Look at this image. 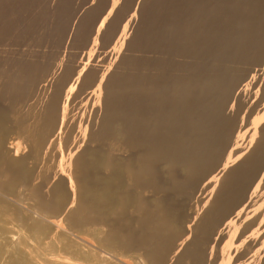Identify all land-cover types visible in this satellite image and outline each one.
Here are the masks:
<instances>
[{"label":"rangeland","instance_id":"1","mask_svg":"<svg viewBox=\"0 0 264 264\" xmlns=\"http://www.w3.org/2000/svg\"><path fill=\"white\" fill-rule=\"evenodd\" d=\"M113 1L0 0V111L6 113L4 128L8 130L9 138L19 140L24 148L30 134L38 132L43 135L45 130L50 129V125H46L49 124V114H58L64 119L65 122L60 125V129L64 131L66 126L63 125H66L68 116L74 120L78 118L79 122L84 113L83 118L88 120L92 114L90 111L94 110L91 106L94 103L99 105L103 101L99 117H102L103 111L105 114H111L117 110L120 117L117 118L116 115L113 119H108L106 126L111 133L117 127H122L125 135H122V138L105 136L101 140L87 139L86 144L91 142V146H95L93 155L99 156L98 160L88 165L87 170H81L79 163L76 164L66 153L60 158L61 154L57 152L51 163L56 164L54 167L57 166L54 171L61 169L59 172L68 176L69 180L77 172L76 167L72 165L75 163L78 168L76 170L80 169L79 173L84 171L85 175H82L83 172L80 175L85 176V181L91 187L100 190L108 183V192L122 215H109L104 220L107 225L105 229L116 228L121 235L134 237L141 232V226L155 227L157 224L160 226L162 222V227L164 225L170 231L165 232V228L159 227L163 229V233L168 232L167 240L162 239L161 242L169 245L172 239L180 238H187L189 244L193 241L199 243L202 236L201 227L211 226L205 227L206 230L210 229V233L205 230L207 242H201V248L203 245L202 249L207 251L205 256L210 254L205 257V263L209 260L211 263L208 264H212V261L213 264H264V172H260L262 165L264 170V164H261V160L264 162V0H120L119 9L112 15L100 35L102 15ZM88 53L93 54L89 60ZM21 54L24 58L26 55H33V60L40 61L31 63L14 59L20 58ZM38 55L41 58L38 59ZM72 65L84 68L76 72L70 68ZM14 76L15 78H12ZM14 89L16 91L12 92ZM54 98L56 100H53ZM70 117V126L76 124L77 127L72 128L78 131L80 122L78 124L77 119L74 122ZM122 118H125V121H122ZM100 119L97 121L100 122ZM86 120L83 121L84 125ZM113 122L117 124L116 128ZM72 132L74 137L77 132ZM255 140L260 144L263 142L262 146L258 141L255 144ZM249 141H254L255 145ZM170 150L173 154L175 151L177 153L168 154ZM182 153H185V157ZM229 157L234 160L230 158L229 161ZM67 158L74 162L70 164L71 160ZM107 159L111 162L105 168L104 162ZM174 159H179L178 163H174ZM250 161L256 167L259 165L260 171L258 167V170L255 166L254 169ZM59 162L61 165L58 168ZM195 164H198L195 168L199 171L194 168V171H197L192 172L190 177L191 173L187 172V168L190 169V165L194 167ZM69 169L74 176L70 177ZM138 173L145 175L140 174L137 178ZM256 174L258 184H254ZM250 178H254V181ZM73 179L70 181L74 186ZM106 179L108 180L105 181ZM231 180L233 181L230 182ZM249 180L254 182L253 189L259 185V189H254L258 190V193L261 190L262 194L257 193L258 197L253 196L256 192L252 190ZM70 181L68 186H71ZM243 187L247 189L245 192L241 190ZM248 188L251 190L248 191ZM61 191L66 200L90 206L88 199L74 197L66 190ZM247 191L252 192L250 194ZM239 194L245 195L242 196L244 199ZM214 195L221 197V208L220 202H217L219 198L216 201ZM250 196L249 201H244ZM28 198L23 202L25 207L23 203L18 207L29 210L33 215L36 213L35 217L40 218L42 214L36 210L33 199H30L31 205L26 204ZM213 198L215 204L212 202ZM236 199L244 203L239 204ZM233 201L239 204L237 207H246L242 210L241 207L239 210L235 209L237 212L232 207V213L230 208ZM223 205H228L229 208H222ZM216 212L224 216L219 217ZM225 212H229V218ZM4 216L0 213V231L3 228L5 234L0 232V246H3L0 264H11L10 259L15 254L6 239L10 233L13 234L10 237H13L14 241L24 240L25 250H28L27 253L31 251L35 261L40 264H58L63 257L72 258L70 254L59 251H56V255L46 246L44 238H37L14 216ZM222 218L229 220L226 219V222ZM248 220L253 221L250 229L247 228L249 231L246 230L249 226L244 227L245 229L242 227L244 221ZM61 223H57L55 232H62H58L56 236L67 232ZM194 229L200 232L190 236ZM71 232H67L68 236L65 234V237L63 234L61 240H75L74 242L83 249L84 255L90 256L80 260L74 257L73 263L143 262V258H140L142 253L125 251L117 246L115 248L104 242V235L94 233L87 238L77 237ZM104 243L109 246L103 245ZM258 250L262 251V255ZM254 254L257 255L253 258ZM250 258L252 259L249 260Z\"/></svg>","mask_w":264,"mask_h":264},{"label":"bare ground","instance_id":"2","mask_svg":"<svg viewBox=\"0 0 264 264\" xmlns=\"http://www.w3.org/2000/svg\"><path fill=\"white\" fill-rule=\"evenodd\" d=\"M119 5H120V0H114L112 2V4L109 6L108 10L102 15V19H103V22H101V27H99V31H100V35L104 32V29H106V25H108V23L110 22L111 18H112V15L119 9ZM86 53V52H85ZM21 57L20 58H15L16 60H21V61H26V62H35L36 61H40L39 58V55H38V59L39 60H33L32 58H35L33 55L30 56V58H28V56L26 55L25 58L23 56V54L20 55ZM83 56V55H82ZM85 56V55H84ZM91 57H93V54L92 53H88L87 55V60L91 59ZM14 60V62L16 61ZM86 60V59H85ZM86 60V61H87ZM71 61V60H70ZM43 62V61H41ZM47 63V62H46ZM28 64V63H26ZM38 64V63H37ZM40 64V63H39ZM82 64V63H81ZM5 65V64H4ZM46 65V64H44ZM43 66V65H42ZM47 66V65H46ZM45 66V67H46ZM36 67V66H35ZM53 67V66H51ZM28 68V67H27ZM67 68V67H66ZM71 69H74L76 72L79 70V69H83L80 65H72L70 66ZM46 69V68H45ZM44 69V71H45ZM65 69V68H64ZM70 69V70H71ZM34 71V70H33ZM74 72V71H73ZM40 73V72H39ZM44 73V72H43ZM42 74V72H41ZM54 74V73H53ZM75 74V73H73ZM15 75V74H14ZM31 75V74H30ZM28 76V75H27ZM36 76V75H35ZM38 76V75H37ZM54 76V75H52ZM86 76V75H85ZM84 76V78H85ZM88 76V75H87ZM42 77V76H41ZM61 77V76H60ZM63 77V76H62ZM67 77V76H66ZM74 77V76H73ZM12 78H15L12 77ZM53 78V77H52ZM90 78V77H89ZM35 79V77H34ZM4 80V79H3ZM10 80H11V77H10ZM23 80V79H21ZM26 80V79H25ZM43 80V79H42ZM46 80V79H45ZM48 80V79H47ZM58 80V79H57ZM9 81V80H8ZM15 81V80H14ZM20 81V80H19ZM41 81V80H40ZM39 81V82H40ZM12 82V81H11ZM10 82V83H11ZM21 82V81H20ZM27 82V81H26ZM43 82V81H41ZM74 82V81H73ZM80 82V80H79ZM19 83V82H17ZM23 83V81H22ZM28 83V82H27ZM26 83V84H27ZM45 83V82H44ZM6 84V83H5ZM12 84V83H11ZM25 84V85H26ZM46 84V83H45ZM50 84V83H48ZM52 84V83H51ZM8 85V84H7ZM24 85V83H23ZM28 85V84H27ZM26 85V86H27ZM30 85V83H29ZM41 85H44V84H41ZM39 84V86H41ZM10 86V85H9ZM12 86V85H11ZM68 86V85H67ZM74 86V85H72ZM76 86V85H75ZM43 87V86H42ZM62 87V86H61ZM64 88V86H63ZM3 89V88H2ZM17 89V88H16ZM59 89H62V88H59ZM67 89V88H66ZM65 89V91H66ZM7 92H8V88L6 89ZM68 90V89H67ZM76 90V89H75ZM16 90L14 89L12 92H15ZM32 91V90H31ZM48 91V89H47ZM63 91V90H62ZM4 92V91H3ZM24 92V90H23ZM34 92V91H33ZM42 92V91H41ZM89 92V91H88ZM32 93V92H31ZM47 93V92H46ZM71 93V92H70ZM83 93V92H82ZM13 94V93H12ZM29 94H30V91H29ZM6 95V94H5ZM11 95V94H10ZM35 95V94H34ZM52 95V94H51ZM64 95V94H62ZM74 96V95H73ZM14 97V96H13ZM18 97V96H17ZM26 97V96H25ZM48 97V96H47ZM33 98V97H31ZM70 98V97H68ZM104 98V97H103ZM115 98V97H114ZM118 98V97H117ZM116 98V99H117ZM38 100V99H37ZM45 100L47 101V99L45 98ZM44 100V101H45ZM53 100H56V98H54ZM64 100V99H63ZM101 100V99H100ZM24 101V100H23ZM33 101V100H32ZM40 101V100H39ZM60 101V100H59ZM66 101V100H65ZM121 101V99H120ZM103 102V101H102ZM102 102H100L102 104ZM110 102V101H109ZM50 103V102H48ZM47 103V104H48ZM120 103V102H119ZM37 104V103H36ZM43 104V103H42ZM53 104V103H52ZM63 104V103H62ZM98 103H94L93 106H91L92 108L91 109H94L90 112H92L91 114V118H90V115H89V118L88 120H86V117L85 119L83 118V115L84 113L82 114V117L80 116L81 120L79 121L80 122V125H78L79 127V130L77 131L76 129H73L72 126L74 128L76 124H71L72 126H70V119H68V116L67 117V120L66 121V125L64 124L63 126H66L63 127V129L65 128V130L63 131L62 129H60V125L62 123H64V119L58 115V114H49V117H48V123L49 124H46V125H50V129L48 130H45L44 134L43 135H40V133L38 134H35V133H32L30 134L29 138H28V141L26 144V146L23 148V144L22 142H20L19 140H11V138H9V132L8 130H6L4 128V121L6 119V113L4 111H0V213L3 215H5L6 217L8 216H14L17 221L23 225V226H26L27 228L26 229H29L30 232H32L37 238H44V241H46V246H48V248L52 251L55 252V254L57 255L56 251L58 252H62L64 254H70L72 256V258L74 259V257H76V260H80V259H83L84 257L87 258L89 256H85L84 255V252L82 251L83 249H81L77 244L76 242L74 241H67L64 239L61 240L63 237V234H64V237H65V234L67 235L69 232H71L73 235L75 236H85V237H89L91 236L92 234L94 235V233H97V234H100V235H104V242H106L107 244L109 245H112V246H115V248H121L125 251H139L141 254V257L140 258H143V262L142 264H186V262H189L190 264H208V263H211L208 262L205 263V257L209 256V255H206L205 256V252L207 253V251H204L203 248V245H202V248H201V242L204 243V242H207L205 239V230L206 228H210V227H203L202 225H200L201 227V242H197V241H193L191 242L190 244L188 243V240L187 238L184 239V238H180V239H172V241L170 242V244L168 245H164L161 240L164 239V240H167L168 237H166V234L170 231H169L165 228V226L161 224H163L161 222V224H159L160 226H155V227H144V226H139L142 230L141 232L137 235V236H128V235H121L122 233H119L116 231V228H112L110 227V230H106L105 227L107 226L104 222V220H106V218L111 215V214H116V215H122L121 214V211H119L117 209V205L114 201V199L112 198V195L109 194L108 192V183H105V186L103 189H95L93 187H91L89 184H87V182L85 181V176H82L80 174H82V172L84 173V171L80 172V169L79 171L76 170L78 169L76 165H74L72 162V159L76 161V164L79 163L81 170H87L88 169V165L93 162L94 160H98L99 159V156H95L93 155V150L95 149V146H91V142L90 143H87V144H90V146L86 144V140L88 139V141L91 139H95V140H101V139H104L105 136H114V137H121L122 135H125L123 134L124 130H122V127L119 128L115 125L114 122H113V125L115 126V130L112 131H109L110 129H108L106 126L108 123V119H113L117 114H120L119 112L117 113V110L114 112H111V114H105L103 111L102 112V117H99L101 114L100 112L102 111V105ZM116 104H117V101H116ZM58 105V104H57ZM66 105V104H65ZM101 105V106H100ZM118 105V104H117ZM44 106V104L42 105ZM48 106V105H47ZM105 106V105H104ZM121 107V105H119ZM106 107V106H105ZM38 108V107H37ZM47 108V107H46ZM45 108V109H46ZM62 108V107H61ZM60 108V109H61ZM107 108V107H106ZM109 108V107H108ZM117 108V107H116ZM44 109V110H45ZM50 109V108H49ZM112 109V108H111ZM1 110V109H0ZM52 110V109H50ZM69 111V109H67ZM52 112V111H51ZM60 112V111H59ZM65 111H63L64 113ZM70 112H71V109H70ZM69 112V113H70ZM54 113V112H53ZM68 113V112H67ZM72 113V112H71ZM70 113V114H71ZM38 114V113H37ZM42 114V113H40ZM62 114V113H61ZM66 114V113H65ZM74 114H76V112H74ZM88 114V113H87ZM86 114V115H87ZM100 114V115H99ZM104 114V115H103ZM47 115V114H46ZM68 115V114H67ZM73 115V114H72ZM44 117V116H43ZM77 117V116H76ZM120 117L119 115H117V118ZM123 117V116H122ZM251 117V116H250ZM36 118V117H35ZM39 118V117H38ZM42 118V117H41ZM40 118V119H41ZM71 118V117H70ZM101 118V119H100ZM128 117H126L127 119ZM45 119V118H44ZM73 119V117L71 118ZM77 119V120H76ZM75 120L78 122V118H76ZM97 119H100V122L97 121ZM125 118H122L121 120L123 121ZM259 119V118H258ZM43 120V119H42ZM75 120L73 119V121L75 122ZM87 121L84 125L83 121ZM37 121H39V119H37ZM125 121V120H124ZM129 121V120H128ZM254 121V120H253ZM252 121V123H253ZM62 122V123H61ZM78 122V124H79ZM118 122V121H117ZM39 123H42V122H39ZM111 123V122H110ZM120 123V121H119ZM118 123V124H119ZM263 123V122H262ZM122 124V123H120ZM260 124V123H259ZM125 125H128V124H125ZM123 126V125H121ZM254 126V125H253ZM44 127V126H43ZM46 127V126H45ZM72 130H71V128ZM113 127V126H112ZM126 127V126H125ZM37 128V127H36ZM35 128V130H36ZM110 128V127H109ZM114 128V127H113ZM243 128V127H242ZM255 128V127H254ZM260 128V127H259ZM44 129V128H43ZM23 130H26V129H23ZM28 130V129H27ZM26 130V131H27ZM42 130V129H41ZM62 130V131H61ZM76 131L77 134L72 137V131ZM200 130V129H199ZM198 130V131H199ZM248 130V129H247ZM259 129H257L258 131ZM30 131V130H29ZM43 131V130H42ZM126 131V130H125ZM36 132V131H35ZM41 132V131H40ZM75 132V133H76ZM79 132V133H78ZM24 133V132H23ZM25 133H28V132H25ZM31 133V132H30ZM192 133V132H191ZM217 133V132H216ZM26 135V134H25ZM223 136V134H221ZM79 136V138H78ZM199 136V135H198ZM82 137V138H80ZM126 137V136H125ZM239 137V135H238ZM122 138V137H121ZM240 138V137H239ZM14 139V138H13ZM80 139V140H79ZM82 139H84L83 141L85 143H83V141H81ZM107 139V138H106ZM119 139V138H118ZM126 139V138H124ZM231 139V137H230ZM234 139V138H233ZM80 142H79V141ZM92 140V141H93ZM123 140V139H122ZM159 140V139H158ZM162 140V139H161ZM236 140H239V139H236ZM234 141V140H233ZM256 141V140H255ZM258 141V140H257ZM254 142L255 144L257 143ZM264 141V140H262ZM96 142V141H95ZM162 143V141H160ZM241 142V141H240ZM252 142V143H253ZM259 142V141H258ZM140 143V142H139ZM156 143V142H155ZM198 143V142H197ZM244 143V142H243ZM246 143V142H245ZM249 143H251V141H249ZM251 143V144H252ZM253 143V144H254ZM86 146H83L85 145ZM251 144L249 147H251ZM254 144V145H255ZM260 144V142H259ZM263 144V142H262ZM262 144H260L262 146ZM249 145V144H248ZM258 145V144H257ZM259 145V146H260ZM62 146H64V149H62ZM258 146V147H259ZM151 147V146H150ZM253 147V146H252ZM257 147V148H258ZM186 148V147H185ZM212 148V147H211ZM174 149V148H173ZM172 149V150H173ZM177 149V147H176ZM175 149V150H176ZM179 149V148H178ZM210 149V148H209ZM214 149V148H213ZM212 149V150H213ZM218 149V148H217ZM253 149V148H252ZM248 150V149H247ZM251 150V148H250ZM177 151V150H176ZM175 151V152H176ZM188 151V150H187ZM190 151V150H189ZM218 152V150H216ZM236 151V150H235ZM235 151L233 153H235ZM241 151V150H240ZM256 151V149H255ZM258 151V150H257ZM58 152V153H57ZM156 152V150L154 151V153ZM172 151H168V154H170ZM175 152L173 155H175ZM231 152V153H232ZM61 154L60 155V158L62 157V155L64 153H66L69 156L72 157V159H69L67 158L68 160H71L70 161V164L72 163V165L75 168H73V170L75 169V171L78 172H75V176L73 175V173L71 172V175L68 171V175H70V177L74 178L72 181L74 183V186L73 184L71 183V179L69 180L65 174H62L59 172V170L61 169H58L56 171H54V169L57 167V166H53V165H56L55 163L52 164L51 161H52V158L55 157V154ZM177 153V152H176ZM181 153V152H179ZM193 153V151H192ZM215 153V152H214ZM166 154V153H165ZM167 154V155H168ZM171 154V155H172ZM229 154V153H228ZM236 154V153H235ZM234 154V155H235ZM243 154V153H242ZM257 154V153H256ZM261 154V153H260ZM66 155V156H67ZM172 155V156H173ZM183 155V153H182ZM185 155V153H184ZM183 155V156H184ZM197 155V154H196ZM194 155V156H196ZM211 155V154H210ZM219 155V154H217ZM171 156V157H172ZM192 156V155H191ZM190 156V158H191ZM231 156V155H230ZM241 156V155H240ZM57 157V155H56ZM59 157V155H58ZM57 157V158H58ZM70 157V158H71ZM180 157V156H179ZM185 157V156H184ZM193 157V156H192ZM232 157H233V154H232ZM242 157V156H241ZM248 157V156H247ZM253 157V156H252ZM56 158V159H57ZM60 158L58 160H60ZM187 158V157H186ZM189 158V159H190ZM196 158V157H195ZM231 157L228 158V160L230 159ZM56 159H55V162H56ZM66 159V161H67ZM152 159V158H151ZM157 159V158H156ZM159 159V158H158ZM167 159V158H166ZM172 159V158H171ZM188 159V158H187ZM226 159V158H225ZM234 160V158H231ZM242 159V158H241ZM246 159V158H245ZM258 159V158H257ZM62 160V159H61ZM179 160V159H178ZM177 160V161H178ZM192 161V158L190 159ZM195 160V159H194ZM209 160V159H208ZM222 160V159H221ZM239 160V159H238ZM78 161V162H77ZM151 161V160H150ZM175 161V159L173 160ZM177 161H175L174 163H176ZM182 161V160H181ZM187 161V160H186ZM203 161V160H202ZM230 161V160H229ZM228 161V162H229ZM62 162V161H61ZM111 160L110 159H107L105 162H104V167L107 168L110 164ZM204 162V161H203ZM202 162V164H203ZM207 162V161H205ZM227 162V161H226ZM238 163V161H236ZM245 162V161H244ZM251 162V161H250ZM60 163V162H59ZM152 163V161H151ZM178 163V162H177ZM180 163V162H179ZM233 162H230V164H232ZM240 163V162H239ZM252 163V162H251ZM256 163V162H254ZM264 164L263 160H261V164ZM63 164V163H62ZM201 164V163H200ZM215 164V163H214ZM229 164V163H228ZM260 164V163H259ZM61 165V163L58 165V168L59 166ZM71 165V166H72ZM78 165V166H79ZM152 165V164H151ZM198 165V164H195L193 165L194 167H192V165H190V169L189 167L187 168V172L188 173H191L189 174L190 177L192 174V172H195V171H199V169L195 168V166ZM225 165V164H224ZM240 166V164H238ZM245 165V163H244ZM247 165V164H246ZM249 165V164H248ZM237 166V165H236ZM252 166L256 167V165H254L252 163ZM263 166V165H262ZM262 166H261V171H260V167L259 165L257 166L259 168V171L260 172H264V170H262ZM202 166H200V170L202 169L201 168ZM222 167V166H221ZM242 167V165H241ZM240 167V168H241ZM246 167V166H245ZM245 167L243 166V168L245 169ZM251 167V165H250ZM251 167V168H253ZM254 167V169H255ZM256 167V168H257ZM194 168L197 169L194 171ZM228 168V167H227ZM235 168V167H234ZM238 168V167H237ZM241 168V170L243 169ZM257 168V170H258ZM212 169V168H211ZM219 169V168H218ZM236 169V168H235ZM239 169V168H238ZM237 169V170H238ZM247 169V168H246ZM245 169V170H246ZM68 170V169H67ZM72 170V171H73ZM236 170V171H237ZM248 170V169H247ZM252 170V169H251ZM256 170V171H257ZM202 171V170H201ZM221 171V169H220ZM235 171V172H236ZM239 171V170H238ZM74 172V171H73ZM223 172V171H222ZM252 172V171H251ZM64 173V172H63ZM197 173V172H196ZM199 173V172H198ZM240 173V172H239ZM255 173V172H254ZM77 174V175H76ZM141 174V173H140ZM139 173L136 175V177L138 175H140ZM215 174V173H214ZM233 174V173H232ZM258 174V173H257ZM257 174L256 176L253 177L255 178V181H256V178L257 177ZM82 175H85L82 174ZM132 175V174H131ZM141 175H145V174H141ZM147 175V174H146ZM195 175V173H194ZM198 174H196L197 176ZM222 175V174H221ZM259 175V174H258ZM225 176V175H224ZM228 176V175H227ZM245 176V175H243ZM252 176V175H251ZM250 176V177H251ZM260 176V175H259ZM263 177V175H261ZM147 177V176H146ZM189 177V178H190ZM192 177H195V176H192ZM220 177V176H219ZM246 177V176H245ZM134 178V177H133ZM138 178V177H137ZM140 178V177H139ZM148 178V177H147ZM152 178V177H151ZM198 178V177H197ZM217 178V177H216ZM223 178V177H222ZM227 179V177H224ZM223 178V179H224ZM230 179V177H228ZM241 178H243L241 176ZM253 178V179H254ZM261 178V177H260ZM259 178V179H260ZM264 178V177H263ZM188 179V178H187ZM194 179V178H193ZM202 179V178H201ZM205 179V178H204ZM210 179V178H209ZM221 179V180H223ZM237 179V178H236ZM239 179V178H238ZM249 179V178H248ZM250 178V180H253ZM108 179H106L105 181H107ZM146 180V179H145ZM153 180V179H152ZM198 180V179H197ZM196 180V181H197ZM200 180V179H199ZM217 180V179H216ZM225 180V179H224ZM249 180V181H250ZM261 180V179H260ZM70 181V184L71 186H68L69 185V182ZM135 181L136 178H135ZM140 181V180H139ZM194 181V180H193ZM233 180H231L230 182H232ZM236 181V180H235ZM234 181V182H235ZM254 181V180H253ZM253 181H250L251 185L252 183H254ZM134 182V181H133ZM150 182V181H149ZM214 182V180H213ZM224 182V181H222ZM229 182V180H228ZM241 182V181H240ZM245 182V181H244ZM247 182V180H246ZM246 182H245V185H246ZM258 180L254 183V184H258L257 183ZM151 183V182H150ZM238 183V182H237ZM248 183V182H247ZM260 183V182H259ZM152 184V183H151ZM192 184V183H191ZM215 184V183H214ZM226 184V183H225ZM229 184V183H228ZM241 184V183H240ZM239 184V185H240ZM250 184H249V187H250ZM262 184V183H261ZM147 185V184H146ZM155 185V184H154ZM213 185V183H212ZM231 185V184H230ZM242 185H244V183H242ZM136 186V185H135ZM186 186V185H185ZM190 186V185H189ZM188 186V187H189ZM220 186V185H219ZM227 186V185H226ZM248 186V184L246 185ZM262 186H264L262 184ZM73 187H75L76 189L74 190ZM137 187V186H136ZM150 187V186H149ZM201 187V186H200ZM209 187H210V184H209ZM208 187V188H209ZM217 187V186H216ZM230 187V186H228ZM242 186H240L241 188ZM245 187V186H244ZM243 187V188H244ZM253 187H255L254 185H252V190L254 191ZM259 187V185L256 187V189ZM223 188V187H222ZM241 189L243 190V192H245L244 190H247V189ZM262 188V187H261ZM264 188V187H263ZM149 189V188H148ZM183 189V188H182ZM188 189V188H187ZM210 189V188H209ZM214 189V188H213ZM233 189V188H232ZM255 189V190H256ZM259 189V188H258ZM61 190H66L68 192H70L74 197H78V198H82V199H88L90 201V206H84L82 204H79L75 201L71 202V201H68L66 200V197H65V194L61 191ZM212 190V189H210ZM220 190V189H219ZM251 190L248 188V191ZM264 190V189H262ZM53 191L56 193H53ZM75 191H77L75 194ZM185 191V190H184ZM201 191V190H200ZM247 191V192H248ZM258 191V190H257ZM257 191H254L256 192V194H252L254 197H258L259 193L261 190H259V193ZM182 192V191H181ZM196 192V191H194ZM214 192V191H213ZM233 192V190H232ZM231 192V193H232ZM252 192V191H250ZM248 192V193H250ZM253 192V193H254ZM263 192V191H262ZM30 193V194H29ZM186 193V192H185ZM206 193V192H205ZM209 193V192H207ZM223 193V192H222ZM230 193V192H229ZM228 193V195H229ZM230 193V194H231ZM247 193V194H248ZM258 193V194H257ZM214 194V193H213ZM212 194V195H213ZM219 194V193H218ZM242 194V192H241ZM241 194H239L241 196ZM245 194V193H244ZM251 194V193H250ZM248 194V195H250ZM262 194V193H260ZM31 197H30V196ZM194 195V194H193ZM209 195V194H208ZM224 195V194H223ZM233 195V194H232ZM238 195V197H239ZM251 195V196H252ZM258 195V196H257ZM198 196V195H197ZM215 196V200L217 201V198H219V201L217 202H220L221 201V197L217 196V195H214ZM237 196V195H236ZM235 196V198H236ZM243 196V195H242ZM241 196V197H242ZM245 196V195H244ZM243 196V197H244ZM251 196L247 199H245L244 201H249L248 199L251 198ZM252 196V197H253ZM26 197H30L28 198V202L26 203L27 205H31L30 203V199L32 198L33 199V202L36 204V210L39 211L42 216L40 218H37L35 217V215H37L35 212V215L32 214V212H30L29 210H23L22 208H20L21 206L20 205H23L25 202H26ZM212 197V196H210ZM224 197V196H223ZM237 197V198H238ZM242 197V198H243ZM228 198V197H227ZM264 198V197H263ZM212 199V198H211ZM223 199V198H222ZM234 199V198H233ZM232 199V200H233ZM244 199V198H243ZM242 199V200H243ZM253 199V198H252ZM256 198H254L253 200H255ZM262 199V198H261ZM214 198L212 200L215 201ZM231 200V199H230ZM231 200V201H232ZM237 202H238V199H236ZM241 200V199H239ZM224 201V200H223ZM235 201V200H234ZM233 201V202H234ZM244 201H241V202H238L239 204L240 203H244ZM252 201V200H251ZM259 201V200H257ZM14 202V203H13ZM24 202V203H23ZM140 202V201H139ZM198 202V201H197ZM226 202H227V199H226ZM225 202V204H226ZM255 202V201H254ZM252 202V203H254ZM23 203V204H22ZM214 203V202H213ZM211 203V204H213ZM216 203V202H215ZM214 203V204H215ZM246 203V202H245ZM17 204V206H16ZM33 204V203H32ZM218 204V203H217ZM223 204V202H222ZM230 204L232 205V202H230ZM230 204H228L230 206ZM236 204V208H234V205ZM239 204H237L236 202L233 203V206H231V211H236L235 209L239 210V208L241 207H237ZM18 205L20 207H18ZM26 205V206H27ZM219 205V204H218ZM228 205H225V207L227 206L229 208ZM247 205V204H246ZM252 205V204H251ZM25 207V204L23 205ZM217 206V205H216ZM244 206V204H243ZM257 206V205H255ZM213 207V206H212ZM224 207V205L222 206V208ZM224 207V208H225ZM226 207V209H228ZM232 207H233V210H232ZM246 207V206H244ZM244 207H241V210L244 208ZM250 207V206H249ZM258 207V206H257ZM262 207V206H261ZM221 208V202H220V207ZM220 210V209H219ZM36 211V212H37ZM234 211L232 213H234ZM221 212V211H220ZM237 212V211H236ZM253 212V211H252ZM38 213V212H37ZM39 213V215H40ZM147 213V212H146ZM197 213V212H196ZM212 213V212H211ZM219 213V212H216V214ZM226 213V212H225ZM228 213V217L229 218V212ZM226 213V214H227ZM246 213V212H245ZM257 213V212H256ZM263 213V212H262ZM144 214V213H143ZM148 214V213H147ZM253 214V213H252ZM145 215V214H144ZM163 215V214H162ZM202 215V214H201ZM212 215V214H211ZM219 217L220 215L222 214H217ZM250 215V214H249ZM4 216V217H5ZM224 216V214L222 215ZM221 216V217H222ZM9 217V218H10ZM114 217V216H113ZM138 217H141V216H138ZM154 217V216H153ZM212 217V216H211ZM218 217V218H219ZM209 218V217H208ZM224 221H226V219ZM232 218V217H231ZM11 219V218H10ZM150 219V218H149ZM193 219V218H192ZM253 219V218H252ZM151 220V219H150ZM223 220H222V223H223ZM229 220V219H227ZM234 220V219H233ZM8 221V220H7ZM145 221V220H144ZM200 221V220H198ZM204 221V220H203ZM215 221V220H214ZM217 221V220H216ZM215 221V222H216ZM259 221V220H258ZM59 222H62L61 224L63 226H65V230L64 231H67L65 233L61 235H58L56 236L57 234H59L60 232L62 231H58L57 234L55 232V230L57 231V223ZM150 222V221H149ZM207 222V221H206ZM218 222H219V219H218ZM228 222V221H226ZM252 220H248L247 222L244 221V225H242V227H246V226H249V227H246V230L247 228L250 229V225H252ZM256 222V221H255ZM65 223V224H63ZM194 223V222H193ZM213 223V222H212ZM221 223V222H219ZM20 224V225H21ZM200 224V223H199ZM203 224V223H202ZM214 224V223H213ZM218 224V223H217ZM254 224V223H253ZM13 225V224H12ZM57 225V226H56ZM205 225V224H204ZM210 225V224H208ZM207 225V226H208ZM215 225V224H214ZM54 226L56 227L54 229ZM154 226V224H153ZM18 227V226H17ZM138 227V226H137ZM159 227H162V228H165V232L168 231L167 233H163V229L162 228H159ZM168 227V226H167ZM224 227V226H223ZM108 228V227H107ZM170 228H173V227H170ZM196 228V227H195ZM198 228V226H197ZM196 228V229H197ZM226 228V227H225ZM231 228V227H230ZM253 228V227H252ZM12 229V228H11ZM61 229V228H60ZM58 229V230H60ZM109 229V228H108ZM138 229V228H137ZM196 229H194V233H192L190 236L196 234L195 232H200V231H196ZM200 229V228H199ZM198 229V230H199ZM221 229V228H220ZM238 229V228H237ZM242 229V228H241ZM245 229V228H244ZM264 229V228H263ZM63 230V229H62ZM189 230V229H188ZM210 230V229H209ZM209 230H206L209 232ZM232 230V229H231ZM177 231V230H176ZM191 231H192V228H191ZM212 231V230H211ZM249 231V230H247ZM246 231V232H247ZM2 234H4V229L2 228L1 231H0ZM7 232V231H5ZM10 233V231H8ZM218 232V231H217ZM232 232V231H231ZM210 233V232H209ZM212 233V232H211ZM214 233V232H213ZM11 235H13L12 233H10ZM56 234V235H55ZM170 234H173V233H170ZM200 235V233H198ZM197 234V235H198ZM228 234V233H227ZM246 234V233H245ZM244 234V235H245ZM5 235V234H4ZM3 235V236H4ZM10 235V236H11ZM180 235V234H179ZM210 235V234H209ZM218 235V234H217ZM226 235V234H225ZM235 235V234H234ZM7 237V242L10 243V246L13 247L12 249H14L15 251V254H13V256L11 257V261L10 263L11 264H38L39 262L35 261L34 259V255L32 256L31 254V251H29L30 253H27V251L25 250L26 246L24 244V240H20L19 242H16L14 241L13 237ZM60 236V237H59ZM68 236V235H67ZM99 236V235H98ZM168 236V235H167ZM173 236V235H172ZM213 236V235H212ZM87 237V238H88ZM97 237V236H96ZM103 237V236H102ZM196 237V236H195ZM199 237V236H198ZM208 237V236H207ZM223 237V236H222ZM228 237V236H227ZM67 238V237H66ZM98 238V237H97ZM169 238H172V237H169ZM200 238V237H199ZM210 238V237H209ZM208 238V239H209ZM243 238V237H242ZM245 238V237H244ZM259 238V237H258ZM6 239H5V242H6ZM22 239V238H21ZM191 239V238H190ZM194 239V238H193ZM207 239V240H208ZM103 240V238H102ZM195 240V239H194ZM211 240V239H210ZM221 240V239H220ZM219 240V241H220ZM243 240V239H242ZM209 241V240H208ZM98 242V241H97ZM103 242V241H102ZM166 242V241H165ZM240 242V241H239ZM213 243V242H212ZM107 244H103V245H107ZM205 244V243H204ZM256 244V243H255ZM107 245V246H109ZM191 245V246H190ZM209 245V243H208ZM221 245V243H220ZM231 245V244H230ZM25 246V247H24ZM38 246V245H37ZM117 246V247H116ZM248 246V245H247ZM253 246V245H251ZM3 247V246H2ZM0 246V255L2 253V248ZM29 247V246H27ZM103 247V246H102ZM205 247V246H204ZM218 247V246H217ZM216 247V248H217ZM249 247V246H248ZM206 248V247H205ZM244 248V247H243ZM11 249V248H10ZM253 249V248H252ZM251 249V250H252ZM38 250V249H37ZM215 250V249H214ZM221 250V249H220ZM219 250V251H220ZM225 250V249H224ZM229 250V249H228ZM26 251V252H25ZM86 251V250H85ZM230 251V250H229ZM228 251V252H229ZM260 252V250H258ZM49 252V251H48ZM87 252V251H86ZM212 252V251H211ZM217 252V251H216ZM226 252V251H225ZM256 251V253H259ZM262 252V251H261ZM260 252V254H261ZM12 253V251H11ZM14 253V252H13ZM50 253V252H49ZM89 253V252H88ZM249 253V252H248ZM264 253V251L262 252V254ZM54 254V253H53ZM54 254V255H55ZM59 254V253H58ZM87 254V253H86ZM94 254V253H93ZM135 254V253H134ZM138 254V253H137ZM219 254V253H218ZM258 254V256L260 255ZM261 254V255H262ZM37 255V254H36ZM60 255V254H59ZM65 255V257L67 256ZM212 255V254H211ZM215 255V254H214ZM226 255V254H225ZM257 254H254L253 255V258L254 256H256ZM260 255V257H261ZM92 256V255H91ZM96 256V255H95ZM252 256V255H251ZM264 256V254H263ZM60 257V256H59ZM90 257V256H89ZM93 257V256H92ZM97 257V256H96ZM238 257V256H237ZM68 259L67 257L66 258H59L60 261L58 264H76V263H73L74 260L73 259ZM139 258V257H138ZM137 258V259H138ZM211 259V257H209ZM208 258V259H209ZM236 258V257H235ZM252 258H250L249 260H251ZM258 259V258H257ZM261 259V258H259ZM258 259V260H259ZM85 260V259H84ZM88 260V259H87ZM93 260V259H92ZM106 260V259H104ZM222 260V259H221ZM254 260V259H253ZM73 261V262H72ZM95 261V260H93ZM97 261V259H96ZM100 261V260H99ZM212 261V259L210 260ZM53 262V261H52ZM79 262V261H78ZM82 262V261H81ZM88 262V261H87ZM261 262V260L259 261ZM214 262L212 261V264ZM219 263V262H218ZM222 263V262H221ZM40 264V263H39ZM92 264V263H91ZM140 264V263H139ZM238 264V263H236Z\"/></svg>","mask_w":264,"mask_h":264}]
</instances>
